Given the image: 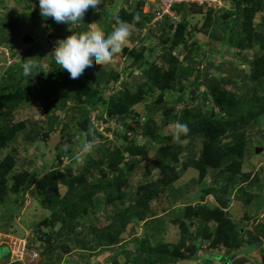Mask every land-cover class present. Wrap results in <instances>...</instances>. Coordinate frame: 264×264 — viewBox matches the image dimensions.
<instances>
[{"label": "rangeland", "instance_id": "1", "mask_svg": "<svg viewBox=\"0 0 264 264\" xmlns=\"http://www.w3.org/2000/svg\"><path fill=\"white\" fill-rule=\"evenodd\" d=\"M128 1L112 0L109 5L104 3V7H99V10L90 8L85 13L84 21L69 26L58 24L51 18L45 20L47 25H44L38 0L0 2V95H9L6 86L11 79L22 88L31 89L28 91L30 94L27 101L13 109L7 115V120L0 117V126L11 129L10 132H6L9 143L0 149V159L5 154H11L15 163L11 175L24 171L31 172L35 169L38 172L37 177H42L46 172L54 169H58L61 174H75V170L82 167L84 160L88 157L95 159L99 155V145L113 143L119 149H124L129 147L126 141L130 140L133 144L131 149L141 153L131 157L130 152H123V161L134 163L125 174V182L131 187L129 197L136 196L137 188L139 192H143L152 189L156 183L158 190L162 189L151 202L158 209L156 215L163 216V222L167 227L166 232L164 231V240L179 242L178 215L188 204L192 206L203 204V208L220 205L223 214H219V218L233 223L231 232L234 233L230 236L228 230L225 235L215 234L211 236L212 238L209 237L210 239L203 238L202 245L196 241L199 247L197 256H193L196 246V242L193 241V244L188 245L189 251L184 250L186 255L184 261L175 264H235L236 262L233 263L235 258L243 259L242 264H264V149H262L264 148V74H259L264 69V60L261 59L258 45L245 49L238 48L233 43V37L223 45L219 43L225 33L222 22L227 19L224 12L230 6L229 0H223L220 5L210 3L201 9L195 6L188 7L184 16L178 14L171 24L170 33L165 37L161 36L158 25H155L157 29L151 35L142 37L143 30H140V34L137 27L126 22L131 34L122 46V50L114 55L112 62L107 66L114 77L118 76V80L111 79L107 87L101 88L100 95L104 105L108 106L111 103L109 97L114 91L120 89L132 94L138 84L144 83L147 79L146 74L141 71L145 66L144 63L147 64L146 68L155 62L164 69L166 61L163 55L170 49L171 54L180 64L182 63L186 71L183 79L176 77L169 80L173 82V88L170 89L168 86L160 99L166 109L174 110L170 120L162 117L160 109L157 110L158 112H153V115L149 114L150 104H154L160 94L158 91L146 95L144 101L134 103L125 116L109 115L101 106L93 109L74 99L67 100L63 109L53 106L52 109L50 107L46 110L41 103L43 97L34 93L40 90L42 96V89L45 92L49 88L60 90L62 86L57 77L59 71L56 70L55 61L50 53L60 39L72 33L82 34L93 28L107 36L110 32L106 33L105 28L109 27L112 32L118 26V16L123 12L122 10L126 9L128 13L139 10L149 15L154 11L152 1L148 5V1L145 0L142 5L135 3L134 0H130L132 4ZM13 12L18 13L22 21V25L16 30L11 29L7 20ZM262 15L261 12L255 14L254 29L255 24L261 21ZM180 22L185 26L183 36L188 38L184 39L188 46H183L182 43L174 44L171 41ZM46 26L52 28L47 29ZM24 36H31L33 40L25 42ZM132 52L136 55L130 56ZM138 56L142 58L137 61ZM135 60L137 62L131 64ZM28 62L37 66L33 69L32 77L23 74L22 65ZM127 64L131 65L127 67ZM99 66L95 65L89 71V75L83 76L84 82L90 80V75L95 73ZM125 67L127 70L123 73ZM241 69L242 73L234 72ZM163 73L165 74L166 71L164 70ZM60 75H63L64 80L65 78L72 80L66 70ZM243 76L246 77L245 81L242 80ZM123 77L130 82L129 85L122 82ZM95 82H92L91 88L95 86ZM217 84L224 96L214 98L213 86ZM31 91L34 93L33 97ZM177 93L181 94L182 100L187 101H184L185 103L174 101ZM231 99L233 100L230 101ZM233 102H236V111L232 113L227 105ZM188 108H192L193 111L199 110L201 117L209 116L217 132L211 136H204L201 131L189 132L191 123L182 121V111ZM1 110H6V107ZM84 111L92 127L101 137L96 134L89 141L86 139V132L79 130L73 141L71 140L63 149L60 143L62 140L60 126L70 119L80 118ZM52 113L57 119L54 120V130L48 131L47 120ZM147 116L149 119L145 125V120L141 117ZM177 124L187 126V132H181L178 139ZM126 125L127 129H125ZM14 126H17V129L13 130ZM68 128L70 129L71 126ZM148 129L156 130L159 144L156 141L149 142L148 137L142 134ZM37 131L39 134L36 136ZM116 131L120 137H117ZM131 136L136 137L135 141L130 138ZM125 138L127 139L124 142ZM89 142L94 148L91 152L85 153L83 145ZM177 146L180 148L179 151L177 154H172L171 149ZM255 148L261 149L256 152ZM161 149L163 151H160ZM227 149L234 151L235 155L240 150L243 158L239 161L234 160L236 163L230 166L229 170H220V175L216 174V181L213 182V193L207 194L201 200V184L204 182L206 185L210 182L208 180L212 170L208 168L207 176L201 183L200 156H206V163L210 166L217 164L224 169L227 167L224 164L226 154L224 156L221 154ZM167 158H170L175 166L165 167L163 171L153 166L155 161L160 159L165 163ZM86 173L85 178L88 182L103 177V174L96 170ZM112 176V172L109 171L106 177L112 179ZM12 179H9L8 185H11ZM60 185L61 191L66 188L63 184ZM214 193L220 199L218 202L214 198ZM97 196L100 199L98 203L87 205V208L93 209L94 212H90L87 216L80 214L82 220L88 217L93 220L96 227L108 223L115 204L117 208H127L131 203L129 197L119 201L116 193L113 195L115 200L111 202L106 201L107 193L104 191L98 192ZM20 201L21 199H17L16 195L9 194L5 202L0 204V245L7 244L13 248L27 247V250L24 247L22 257H16L19 258L20 264H39V262L40 264H125L124 257L118 255L117 251L115 255L118 263H115L109 259L111 255L108 252L96 251L84 255L86 253L83 251L87 249L85 247L82 251L81 248L67 246L59 241L57 245L56 239H50L48 244L45 233L59 235L58 232H65L60 220L55 219L50 224L48 222L51 219L50 210L41 205L29 192L24 195L21 203ZM93 204L97 208H91ZM162 206L166 210L165 213H163L165 210H161ZM6 220L8 221L5 222ZM185 223L192 237L188 239V243L193 240L199 223L195 221L190 224L188 220ZM206 230L209 231L211 228ZM129 231L128 225L121 233V242L115 246L117 250L120 249L121 243L130 250L128 241L134 236H140V225H136L132 233ZM213 239L216 244L212 245ZM5 249V246H0V264H9L10 259L6 261L7 258L3 257ZM15 256L16 254L13 253V257Z\"/></svg>", "mask_w": 264, "mask_h": 264}, {"label": "trees", "instance_id": "2", "mask_svg": "<svg viewBox=\"0 0 264 264\" xmlns=\"http://www.w3.org/2000/svg\"><path fill=\"white\" fill-rule=\"evenodd\" d=\"M2 1L3 0H0V2ZM107 1L108 2H104L107 5L112 2V0ZM229 1L230 6L228 9H225L224 12L227 19L222 22L225 33L223 37L220 38L219 43L223 45L227 41H229L231 37H233V43L238 48L245 49L251 48L254 45H258V48L261 50V59L264 60V0ZM128 2L131 3L130 0ZM134 2L138 3L139 5L143 4V0H134ZM103 4L100 5L101 8L104 7ZM191 6H195L196 8L199 7L198 9H201L206 5H197L195 3H178L174 5V9L177 14H181L182 16H184L187 8ZM122 11L123 12L118 16V21L128 22L129 25L137 27L140 34L144 28L149 27L148 23L151 20V14H146V12L142 13L139 10H134L132 11V13H128L126 9ZM259 12H261L263 15L261 16V21L255 24L256 28L254 29L253 19L255 14ZM7 20L12 30H16L22 25V21L18 13L16 12L11 13L8 16ZM172 23L173 22L171 20L166 19L164 21L162 20V22L158 24L162 37H165L170 33ZM42 26L43 25L41 24V27ZM177 26L178 29L174 33L171 41H173L174 44L182 43L183 46H188L186 40H184L188 38H185V36H183V29L185 27L184 24L180 22L177 24ZM49 28L51 29L52 26H48L47 29ZM148 29L144 35H151V33H153L157 28H154L153 30ZM105 30L106 33H111L109 27L105 28ZM144 35H142V37ZM35 55L38 57V54L35 53ZM35 55H33V57H35ZM132 55H136V53L132 52L130 56ZM163 57H165L164 60L167 63L164 64L166 65L164 69L161 68V66L156 65L155 62L148 65L146 68L147 64L144 63L145 66L141 70L147 76V79L144 80V83L138 84L137 87L134 86L136 87V90L132 94H128L129 92L126 93L125 90L120 89L114 91L109 97L111 98V103L108 106L104 105V102L100 95V90L107 87L111 79H114L115 81L118 80V76L114 77V75L111 74L107 67H102L101 65H98V70L90 75V80L88 79V81L85 82L83 80V76L77 80H67L66 78L64 80L63 75L60 74L62 72L65 73V70L59 69L57 68L58 66L55 65L56 70L59 71V74L57 76L58 80L62 85L60 90L49 88L45 92V90L42 89V96L40 95V90H37L36 92L34 91V93L36 95L39 94L40 97H43L41 103L44 104V108L46 110L50 109V107L52 109L53 106H56L59 109H63L67 100L74 99V101H78L79 103H83L84 105H89L93 109H97L99 106H101L109 115L118 114L120 116H125L134 103L138 101H144L146 95L158 91V93L160 94H158V98L155 99L154 104H150L151 110H149V114L153 115V112H158L157 110L160 109L162 117L166 120H170V117L174 113V110L166 109L165 106L161 104L160 99L163 95V92L166 91L168 86L170 89L173 88V82H169V80L176 77L183 79L186 71L185 67L181 65L182 63L180 64L179 61H177L173 56V54H171L170 49L165 52ZM141 58L142 56H138L136 60H141ZM136 60L131 62V64L137 62ZM127 65V67L130 66L129 64ZM127 67L123 69V73L127 70ZM164 70L166 71L165 74L163 73ZM239 71L240 73H242V69L234 70V72ZM259 74L263 75L264 69H262V72H260ZM87 75H89V72H87L84 76ZM245 78L246 77L243 76L242 80L245 81ZM93 81H96L95 86L91 88V84ZM122 82L125 84L128 83V85L130 84V82L125 80L124 77ZM6 87L10 93L9 95L5 96L0 95V117L7 120V115L13 109L27 101V98L30 94L28 91L31 89L28 88L26 90L22 88L18 83L15 82L14 79H11ZM213 88L214 98H217L220 95L224 96V93L221 94L218 84L214 85ZM181 91H183V89H181ZM34 93L31 91V97H33L32 95ZM226 99L227 98H225V100ZM232 100L233 99H231L230 101ZM174 101L186 102L187 100H182L181 94L177 93ZM4 107H6V110L2 111L1 109ZM227 108L233 113L234 111H236V102H233L231 105H227ZM191 109L192 108H188L182 111V121L185 123H191L189 132L201 131L204 136H211L217 132V129L213 126L209 116L201 117V113L199 112V110L196 109L195 111H193ZM103 112L105 113V111ZM48 117L47 130L52 131L54 130V120L57 119V116L52 113ZM141 119L145 120V125H147L146 123L149 119V116H147L146 118L141 117ZM69 126H71V130L68 128ZM15 129H17V126L13 127V130ZM125 129H127V125L125 126ZM59 130L62 135V140L60 143L63 149L70 144L71 140L73 141V137L79 130H83L86 132V139L89 141L93 139V136L96 134L101 137V135L98 134L92 127L85 111L82 112V116L80 118H73L70 119L69 122L62 123ZM7 131L10 132L11 129H6L3 126H0V149L6 147L9 143V136L8 134H6ZM38 134L39 131L36 132V136ZM115 134L117 135V137H120V134L117 131L115 132ZM142 134L148 137L149 142L156 141L158 144L160 143L158 134L155 129H148L147 131L142 132ZM130 138L134 139L133 141H135L136 139L135 136H131ZM126 139L127 138L124 139V142L126 141ZM126 142L129 143V147H125L124 149H119L113 143L99 145V155L95 159L88 157L86 160H84L82 167L75 170V174H61L58 169H54L46 172L42 177H37L38 172L35 169L31 172L24 171L22 173H15L11 175L14 171L15 163L11 154H5L0 159V204L5 202L6 197L9 194L16 195L17 199H21V203L24 195L29 192L32 197H36L38 199L41 205L50 210L51 219L48 220V222H50L51 224L53 220L59 219L61 225L65 229V232H58L59 235L45 233L48 244H50V239H56L57 245L59 241L61 244L63 243L67 246L72 245L74 247L81 248L82 251L85 247L87 248L86 250L88 252L84 250L83 252L86 253L84 255H89L91 253H95L96 251L108 252L111 255L110 257H112H109V259H111L112 262L115 263H118L116 259L117 255H115V252L117 251L119 253L118 255L124 257L125 264H175L176 262L184 261V257H186V255L184 254V250L189 251L188 245L190 243L193 244V241H199V244L202 245L203 238L210 239L209 237L215 234L225 235L224 233L228 230L229 236L231 235V233H234V231L231 232V230H233V223H228L226 221H223L222 218H219L218 215L223 214L222 209H220V205H212L211 208H206L205 206L203 208V204H198L197 206L188 204L183 209H181L182 211L178 215L177 221L179 226L178 232L180 236L179 242L173 243L164 240V233L166 232L165 230L167 229V227L163 222V216L156 215L158 209L155 208L151 202L154 197L158 196L162 189L158 190L156 183L152 189H147L143 192H139L137 188L136 196L132 198L129 197L131 187L125 182V174L127 170H130V166H132L131 164L134 163H128L126 162L127 160L123 161V152H130L131 157H134L141 152L131 149L133 147V144L130 142V140ZM168 149L170 150L171 147ZM179 149L180 148L177 146V148L171 149V153L177 154ZM160 151L163 150L161 149ZM221 155H225L224 157L226 158V160H224V164L227 167L224 169H221L222 167L217 164H211L212 166H210L208 163H206V156H200V162L202 166L201 183L204 181L205 176H207L206 174L208 168L212 170L211 177L208 180L210 182H208V184L206 185L204 182L201 184V200H203V197H205L207 194H210L211 192L213 193V182L216 181V174L220 175V170L228 169L232 165L234 166L236 163L235 161H239L243 158L240 150L237 151V154L235 155L234 151L227 149ZM235 156H237V158ZM160 159L159 161H155V163L153 164V166L158 168L159 171H163L165 167L168 166H175V163H173L170 158H167L165 163H162ZM94 170L100 171V173L103 174V177L88 182L85 178V175L87 174L86 172L90 171L91 173ZM109 171H111L113 174L112 179H107L106 177ZM9 179L13 180L11 185H8ZM119 183L120 185H118ZM60 184H63L66 187L62 191L60 189ZM100 191H104L107 193V202L114 201L115 196L113 195H115L116 193L117 199L119 201H123L124 198L129 197L131 199V203L127 208H117L116 204L114 203V211L111 218L108 220V223L101 227H96V224L93 222V220H90L89 217L82 220L80 214H84L85 216H87V214H89L90 212H94L93 209L89 210L87 208V205L95 202L98 203L100 201L97 196L98 192ZM214 195L216 202H218V200H220L219 197L215 193ZM94 206L96 205L93 204V207L91 206V208H97ZM162 209L163 211L165 210L164 206H162L161 210ZM165 212L166 210L163 213ZM132 215H134V217ZM186 220H188L190 224L195 221H198L199 223L196 228L197 231L193 236V240L188 243V239H192V237H190L188 228H186ZM7 221L8 220H6L5 222ZM128 225L130 230L129 232L131 233L134 231L136 225H140L141 234L140 236H134L128 241L129 245L131 246L130 250L126 249L123 243L120 244V249L117 250L115 246L121 242V233L124 232ZM207 228H211V230L207 231ZM213 244H216L214 239L212 241V245ZM198 249L199 247H197L196 242L193 256H197L196 252L198 251ZM3 257H6V261H8L9 255L5 256L3 254ZM243 261V259L238 260L235 258L233 263L236 262L235 264H242ZM40 263L41 262H39V264ZM11 264H20V262H13Z\"/></svg>", "mask_w": 264, "mask_h": 264}, {"label": "clouds", "instance_id": "3", "mask_svg": "<svg viewBox=\"0 0 264 264\" xmlns=\"http://www.w3.org/2000/svg\"><path fill=\"white\" fill-rule=\"evenodd\" d=\"M104 1L106 0H38V3L42 18L45 20L51 18L58 24L62 23L69 26L70 24L84 21L85 13L90 8L99 10L100 5H102ZM151 15L152 17L148 23V28L153 30L155 25H158L162 21L153 22L154 11ZM166 19L168 18L164 20ZM171 21L174 22V20ZM148 28L143 29L141 36L145 34ZM130 34L128 24L124 21H118V26L107 36H105L102 31L95 28L82 34L72 33L66 38L60 39L51 54L55 64L58 66L57 68L66 70L69 73L70 79L77 80L91 71L95 65H101L102 67L110 65L114 55L122 50V46L126 43ZM35 67L37 66L31 62L23 64V74L32 77ZM181 132L186 133L187 126L177 124V139ZM93 148L94 145L90 142L83 145V151L85 153L91 152ZM1 245H5L6 248H8L7 244ZM8 255H10L9 251ZM9 264L11 263L9 262Z\"/></svg>", "mask_w": 264, "mask_h": 264}, {"label": "built area", "instance_id": "4", "mask_svg": "<svg viewBox=\"0 0 264 264\" xmlns=\"http://www.w3.org/2000/svg\"><path fill=\"white\" fill-rule=\"evenodd\" d=\"M145 1H152L154 3V17L152 19L153 22L156 21H162L165 18L171 19L175 21V18L178 16L177 12L174 9V5L178 3H196L199 5H210V3L218 4L223 0H145ZM24 247L21 246L18 248H13L12 246L8 245L9 248V259L10 263L19 261V258L22 257V254L24 253ZM27 250V247H25ZM13 253L16 254L15 257H13ZM19 257V258H16Z\"/></svg>", "mask_w": 264, "mask_h": 264}, {"label": "water", "instance_id": "5", "mask_svg": "<svg viewBox=\"0 0 264 264\" xmlns=\"http://www.w3.org/2000/svg\"><path fill=\"white\" fill-rule=\"evenodd\" d=\"M42 20H43V24L45 25V19L44 18H41ZM47 27V26H46ZM33 40V38L31 37V36H24L23 37V41H25V42H30V41H32ZM259 149H261V148H255V150H256V152H258L259 151ZM263 149V148H262ZM5 252H4V255L5 256H7L8 255V248H6L5 250H4Z\"/></svg>", "mask_w": 264, "mask_h": 264}, {"label": "crops", "instance_id": "6", "mask_svg": "<svg viewBox=\"0 0 264 264\" xmlns=\"http://www.w3.org/2000/svg\"><path fill=\"white\" fill-rule=\"evenodd\" d=\"M106 2H108V1H106ZM149 2H150V1H149ZM149 2H147V5H148Z\"/></svg>", "mask_w": 264, "mask_h": 264}, {"label": "bare ground", "instance_id": "7", "mask_svg": "<svg viewBox=\"0 0 264 264\" xmlns=\"http://www.w3.org/2000/svg\"><path fill=\"white\" fill-rule=\"evenodd\" d=\"M196 4V3H195ZM197 5H199V4H197ZM204 5V4H203ZM207 6V5H206Z\"/></svg>", "mask_w": 264, "mask_h": 264}]
</instances>
